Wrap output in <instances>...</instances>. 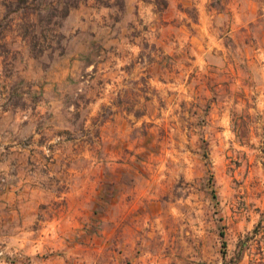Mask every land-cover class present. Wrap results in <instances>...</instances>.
I'll list each match as a JSON object with an SVG mask.
<instances>
[{"label":"rangeland","instance_id":"obj_1","mask_svg":"<svg viewBox=\"0 0 264 264\" xmlns=\"http://www.w3.org/2000/svg\"><path fill=\"white\" fill-rule=\"evenodd\" d=\"M77 1L0 0V264H264V0Z\"/></svg>","mask_w":264,"mask_h":264},{"label":"trees","instance_id":"obj_2","mask_svg":"<svg viewBox=\"0 0 264 264\" xmlns=\"http://www.w3.org/2000/svg\"><path fill=\"white\" fill-rule=\"evenodd\" d=\"M96 1H98L99 3L105 4V5H110V0H96ZM69 3L70 5L75 6L76 4H78V1L77 0H66V4H69ZM114 4L122 8L125 4V0H115ZM221 235L224 238L223 231H221ZM226 247H227L226 241L223 239L222 253H223L224 264H233L234 261L230 262L229 260H227Z\"/></svg>","mask_w":264,"mask_h":264},{"label":"crops","instance_id":"obj_3","mask_svg":"<svg viewBox=\"0 0 264 264\" xmlns=\"http://www.w3.org/2000/svg\"><path fill=\"white\" fill-rule=\"evenodd\" d=\"M14 122H16V124L13 127V135L16 137V135L18 134V131L20 130V119L18 117H16L15 119H13Z\"/></svg>","mask_w":264,"mask_h":264}]
</instances>
